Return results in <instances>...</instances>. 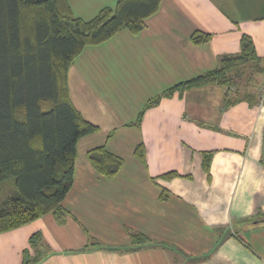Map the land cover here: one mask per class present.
I'll return each instance as SVG.
<instances>
[{
	"label": "crops",
	"instance_id": "obj_1",
	"mask_svg": "<svg viewBox=\"0 0 264 264\" xmlns=\"http://www.w3.org/2000/svg\"><path fill=\"white\" fill-rule=\"evenodd\" d=\"M116 3L70 0L85 19ZM259 5L162 0L139 34L126 29L88 46L70 69L71 97L101 129L78 142L66 220L48 213L0 232V264H23L26 249L42 254L37 264H264V100L254 104L248 95L261 79L256 75L257 86L243 94L234 84L214 83L177 92L135 124L150 98L238 53L243 33L264 56ZM198 29L212 39L193 44ZM140 143L145 161L135 154ZM103 144L124 158L113 177L100 174L88 156ZM211 151L208 171L204 154ZM172 170L181 176L162 177ZM38 232L34 249L30 239ZM134 233L151 240L133 245Z\"/></svg>",
	"mask_w": 264,
	"mask_h": 264
},
{
	"label": "trees",
	"instance_id": "obj_2",
	"mask_svg": "<svg viewBox=\"0 0 264 264\" xmlns=\"http://www.w3.org/2000/svg\"><path fill=\"white\" fill-rule=\"evenodd\" d=\"M161 2L117 0L115 7L105 6L85 19L74 14L70 0H0V232L48 213L65 222L68 210L63 201L74 183L78 142L101 129L74 104L70 69L88 46L100 45L126 29L139 34ZM212 36L198 29L190 39L201 45ZM263 72L264 56L257 52L252 36L243 33L238 53L221 55L217 67L150 98L135 124L141 125L145 111L164 97L177 92L181 96L191 87L210 83L238 85L240 93L247 84L257 86L256 75ZM248 95L252 103L260 102L257 92ZM135 154L146 160L144 143L136 146ZM88 156L106 177L116 175L124 164V158L106 144L90 149ZM211 157L212 151L204 154L208 171ZM176 176H181L176 170L162 174ZM168 196L166 190L161 194L163 200ZM41 240L42 234L35 233L31 247L35 249ZM150 240L141 233L132 235L133 245ZM42 257L26 249L23 264H37Z\"/></svg>",
	"mask_w": 264,
	"mask_h": 264
},
{
	"label": "rangeland",
	"instance_id": "obj_3",
	"mask_svg": "<svg viewBox=\"0 0 264 264\" xmlns=\"http://www.w3.org/2000/svg\"><path fill=\"white\" fill-rule=\"evenodd\" d=\"M260 3H261V5H259L260 14H258V15H264V0H260ZM249 71H251V70L249 69L246 71V74L242 78V82H246V80L248 79L249 75H247V74H249ZM257 77H258V80L261 79V82H260V84H258V87L255 88L254 90H255V92H258V90H259L260 100H264V72L257 74ZM245 86H252V84H247ZM237 87H239V86L237 85ZM245 89L246 88H244V87L241 89V94H243L245 92Z\"/></svg>",
	"mask_w": 264,
	"mask_h": 264
}]
</instances>
